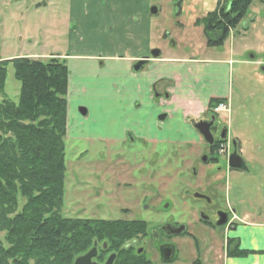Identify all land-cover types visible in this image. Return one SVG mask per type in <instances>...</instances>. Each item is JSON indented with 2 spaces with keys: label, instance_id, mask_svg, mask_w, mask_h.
<instances>
[{
  "label": "rangeland",
  "instance_id": "374dc122",
  "mask_svg": "<svg viewBox=\"0 0 264 264\" xmlns=\"http://www.w3.org/2000/svg\"><path fill=\"white\" fill-rule=\"evenodd\" d=\"M216 3L217 0H0V57L10 60L27 55L47 60L55 57L54 53H66L69 41L70 55L92 57L113 53L112 46L103 44L109 41L114 44L118 35L123 34L119 31L123 25L140 21L146 15L151 22V45L161 55L174 52L175 56L209 59L212 60L209 65L232 59L230 112L229 117L220 115V123L229 128L232 137L258 151L252 160L254 164L250 163V174L233 173L237 186L234 184L231 191L226 184L220 187L221 197L214 199L212 205L239 213L253 212L264 220V71L256 63H264V0H252L223 45L206 48L202 27L194 22L212 11ZM151 7L157 8L156 14H150ZM174 45V49L170 48ZM62 55L58 59L66 63ZM19 87L14 68L8 63L0 99L17 101ZM89 109L87 116H79L72 127L68 124L69 134L66 129L61 214L82 219L138 217L151 226L159 216L171 217L176 224L194 219L191 205L202 207L203 203L185 194L186 202L180 203L179 195L183 194L185 184L193 188L198 180V177L194 180L193 169L205 170L200 163L204 152L173 153L172 147L168 150L163 144L133 141L131 137L124 142H110L102 136L118 135L119 125L103 123L99 110L91 104ZM224 116L228 118L222 119ZM87 135L97 137L88 140ZM220 165L225 166L226 159L221 158ZM161 184L166 190L164 194L165 190L158 191ZM157 193L161 198L152 200ZM201 230L202 235L193 230L192 236L173 238L175 260L171 263L160 260L157 246H149V236L142 239L147 246L145 253L151 264H193L198 254L193 238L200 239V244H205L206 238L208 244L210 239L203 235L204 227ZM210 241L220 245L223 234L215 232ZM210 246L203 245L204 254H198L197 264H221L216 262L217 254Z\"/></svg>",
  "mask_w": 264,
  "mask_h": 264
},
{
  "label": "trees",
  "instance_id": "16d2710c",
  "mask_svg": "<svg viewBox=\"0 0 264 264\" xmlns=\"http://www.w3.org/2000/svg\"><path fill=\"white\" fill-rule=\"evenodd\" d=\"M251 2L217 0L212 11L196 19L194 23L202 27L206 44H222ZM8 63L20 87L17 101L0 99V264H71L95 239L116 249L121 222L61 214L66 63L58 57H0V96L4 94ZM220 101L210 99L209 107ZM134 228L143 229L145 224L134 223ZM246 253L234 247L229 254Z\"/></svg>",
  "mask_w": 264,
  "mask_h": 264
},
{
  "label": "crops",
  "instance_id": "0c3cea01",
  "mask_svg": "<svg viewBox=\"0 0 264 264\" xmlns=\"http://www.w3.org/2000/svg\"><path fill=\"white\" fill-rule=\"evenodd\" d=\"M139 19L123 25L119 29L123 34L118 35L114 44L111 41L103 44L112 46L113 53L92 57L70 55V41L66 53H52L63 54L67 61V133H70L68 124L72 127L79 116H87L91 104L99 110L103 123L120 127L118 135L102 136L106 140L122 141L131 135L134 140L147 143L196 142L197 132L188 124L187 116H199L210 97L229 96V66L226 62L209 65L212 62H201L203 59L175 56L173 50L167 49L173 54L160 55L134 71V63L154 48L150 20L146 15ZM34 56L45 58L48 54ZM81 108L86 109L85 115L79 112ZM160 114L164 117L159 118ZM96 137L87 135L88 140ZM236 216L228 232L232 239L226 250L228 254L218 249L216 262L264 264V220L253 212L236 213ZM231 247L247 253L229 254Z\"/></svg>",
  "mask_w": 264,
  "mask_h": 264
},
{
  "label": "flooded vegetation",
  "instance_id": "af4514ba",
  "mask_svg": "<svg viewBox=\"0 0 264 264\" xmlns=\"http://www.w3.org/2000/svg\"><path fill=\"white\" fill-rule=\"evenodd\" d=\"M203 31V30H202ZM231 32V31H230ZM230 34V33H229ZM228 36L223 40L222 44L220 45H213V46H221L226 41ZM205 38V36H204ZM206 42V38H205ZM205 47H212L208 46L205 43ZM155 49H151L149 53L138 60L144 59L146 62L143 66L151 59H158L160 58L161 51L158 50L157 57H153L151 52ZM253 56H250V59ZM137 60V61H138ZM204 60L211 62L212 60L203 59L200 60L203 62ZM136 61V62H137ZM220 62H226L229 66V96L227 97H210L207 100L206 107L201 112V114L197 117L194 116H187L188 124L197 132V130L193 126V122L203 121V125L205 124L208 127L209 134H210V142L206 141L205 138L197 132V141L192 142L191 140L180 143H172L166 140H157L154 142H150V144H163L168 147V150L173 148L172 152L181 153L186 151H193V152H204L203 156L200 157V163L205 166V170L201 168L193 169V164L191 165L190 169H193V177L194 180H198L195 182L193 188L189 187V184H185L184 188L181 189L183 194L179 195L180 203H185V198L183 197L184 194L190 197L193 201H201L202 207L198 205H191V212L194 214V219L188 220L183 222V224H176V221L171 219V217H164L159 216V218L155 221L154 225L151 226L150 223L146 220L141 218H133V219H99V220H113L119 221L122 223V229L119 232V239H115L120 245H116V249H114L110 244L103 240H93L92 245L82 253L77 254L72 263L74 264L75 260L88 253L92 248L95 249L94 255H92L89 259V264H105L107 260L113 256L111 264H151V260L147 257L145 253L146 249V242L142 241L143 238L149 236L151 238V242L149 246L152 244L157 246V251L159 254V258L162 262L171 263L175 260V243L173 242V238L181 237V236H192L193 230L198 234L202 235L201 227H204L206 230L203 235L205 237H209V245L217 247L214 248L210 246L209 248H213L215 252L219 249H223L227 253V247L231 246L229 241L232 240L228 236V232L234 226V223L237 220L236 213H239L237 210L231 209V211L227 209L218 208V205H212V201L215 199H219L221 197L220 187H223L225 184L227 186V190L231 191L238 183L235 182L234 177L232 178L233 173H237L238 175L250 174V165L254 164L253 159H255V153L258 150H253V148H248L246 144L244 145L237 137H232L229 128L223 126L220 123V115L221 114H228L230 112V99L233 94L232 90V83H230V73H231V61L232 59L227 60H219ZM135 62V63H136ZM217 62V61H216ZM134 63V64H135ZM259 65L260 70L264 71V63L261 61H256ZM134 66V65H133ZM142 66V67H143ZM156 97H159L158 95ZM210 99H220L221 101L218 102L214 107H209ZM220 104H225L224 109H218ZM164 114H160L159 118H163ZM228 117L222 119H227ZM220 118V119H219ZM131 135H126L122 141H111L110 142H124L128 140ZM131 139L135 141L132 137ZM141 141V140H139ZM237 155L240 158L241 167L240 168H232L229 166L228 160L232 154ZM263 154V153H262ZM264 155V154H263ZM221 158L226 159V165H220ZM252 163V164H250ZM204 170V172L202 171ZM200 172V173H199ZM202 178V180H200ZM198 182V184H197ZM164 184H161V189L165 190ZM233 187V188H232ZM166 192L163 191V194ZM161 195V194H160ZM159 197L157 193L152 197V200H156ZM161 198V196L159 197ZM177 201V200H176ZM161 203V199H160ZM208 204V205H207ZM161 205V204H160ZM156 209V206H153ZM123 211H127L128 209H122ZM159 215V213H158ZM157 215V216H158ZM85 219V218H84ZM86 219H94V218H86ZM235 221V222H234ZM134 223H144L145 228L143 229H136L134 228ZM178 223V222H177ZM138 225V224H137ZM190 227H194L193 230ZM220 231V234H223L224 241L221 244L212 243L211 236ZM129 237V238H128ZM207 239V238H206ZM204 239L203 241L205 244H200V239L193 238V242L196 248V252L198 254L203 253V245L207 247V240ZM206 240V241H205ZM202 245V248H201ZM168 247H172L173 249V256L171 259L166 260L163 258L162 254ZM233 247H231L232 249ZM202 249V250H201ZM212 249V251H214ZM200 251V252H199ZM196 256L193 264H197L198 255ZM203 256V255H202ZM201 256V257H202ZM121 258V260H120ZM203 261V258H202Z\"/></svg>",
  "mask_w": 264,
  "mask_h": 264
},
{
  "label": "water",
  "instance_id": "95a60500",
  "mask_svg": "<svg viewBox=\"0 0 264 264\" xmlns=\"http://www.w3.org/2000/svg\"><path fill=\"white\" fill-rule=\"evenodd\" d=\"M150 14H156L157 13V8L156 7H151L150 8ZM152 56L153 57H157L158 55V50L155 49L151 52ZM146 61L144 59L142 60H138L134 66H133V70L134 71H138L142 68L143 64L145 63ZM80 113L82 115H85L86 113V109L85 108H81L80 109ZM163 117V116H161ZM203 121H199V122H196L194 123L193 122V126L194 128L197 130V132L202 135L206 141H209L210 142V134H209V130H208V127L204 124L203 125ZM228 163H229V166L232 167V168H240L241 167V163H240V158L234 154H232L228 160ZM94 252H95V249L92 248L88 253L78 257L74 264H89V259L92 255H94ZM163 258L166 259V260H169L172 258L173 256V249L172 247H168L165 252H163L162 254ZM112 259H113V256H111L107 262L105 264H111L112 262Z\"/></svg>",
  "mask_w": 264,
  "mask_h": 264
},
{
  "label": "built area",
  "instance_id": "2783aa9c",
  "mask_svg": "<svg viewBox=\"0 0 264 264\" xmlns=\"http://www.w3.org/2000/svg\"><path fill=\"white\" fill-rule=\"evenodd\" d=\"M225 108V104H220L219 106H218V109H224Z\"/></svg>",
  "mask_w": 264,
  "mask_h": 264
}]
</instances>
